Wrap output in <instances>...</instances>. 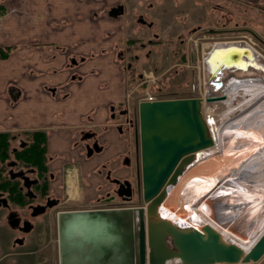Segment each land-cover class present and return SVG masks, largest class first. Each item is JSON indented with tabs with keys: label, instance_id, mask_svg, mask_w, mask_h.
Masks as SVG:
<instances>
[{
	"label": "crops",
	"instance_id": "1",
	"mask_svg": "<svg viewBox=\"0 0 264 264\" xmlns=\"http://www.w3.org/2000/svg\"><path fill=\"white\" fill-rule=\"evenodd\" d=\"M108 1L109 8L80 0H0V51L7 53L0 58V132L53 127L50 153L69 155L76 128L89 118L109 137V161L117 167L127 146L111 111L127 102L131 82L121 54L138 33L133 23L141 0ZM113 8L123 11L111 15ZM11 85L21 94L13 103ZM59 86L57 98L44 90Z\"/></svg>",
	"mask_w": 264,
	"mask_h": 264
},
{
	"label": "flooded vegetation",
	"instance_id": "2",
	"mask_svg": "<svg viewBox=\"0 0 264 264\" xmlns=\"http://www.w3.org/2000/svg\"><path fill=\"white\" fill-rule=\"evenodd\" d=\"M157 1L164 4L163 0ZM187 1L197 5L203 4L205 0ZM222 1L218 4L227 8L241 4L256 10L258 15L255 18L257 20H253L255 24L252 22V26L244 27L242 32H245L243 37L253 43L250 46L262 55L264 53L263 1L258 0L253 4H247L242 0ZM174 7L175 9L170 10L174 16L163 12L165 16H159L157 24L161 20L165 22L167 16L171 17L173 19L170 22L171 25L181 24L180 36L184 35L183 27L188 28L191 23L199 24L192 31L191 36L199 32L204 39H207V35L216 34L232 38L234 34H240L243 29H237V23L234 28L223 26L209 29L204 25L206 21L202 16H194L192 21H189L186 17L187 13L182 15V11L177 10L179 6ZM152 8L154 9L153 5H150V9ZM215 8H222V6L218 5ZM160 10L158 8L157 11L161 12ZM228 13L230 11L226 10L225 18L227 17L225 15L229 16ZM179 18H182V21ZM140 22L145 24L148 21L140 15ZM154 22L152 20L147 24L151 28L154 27ZM173 34L171 30L169 37L172 38ZM157 35L154 34L153 40L148 41L149 45L159 44ZM181 42L183 43L184 40ZM215 43L209 45L210 50ZM141 46L143 49L147 45L141 43ZM255 48L260 49L262 53ZM209 53L210 51L207 52ZM150 55L148 54L147 57ZM135 57L136 60L139 59V56ZM127 63L126 70L131 71L132 64ZM77 65L76 59H72L69 63L72 69ZM144 75L139 74V77L142 78ZM72 76L74 81H81V77ZM13 85L8 91L11 103L17 102L21 97L16 86ZM138 87H131L130 84L125 106L121 110L116 111L113 108L111 111V121L119 120L115 126L124 137L127 146L125 153L116 162V168H113L112 161H109V137L106 134H100L97 126L89 118L85 119L83 125L76 128L75 140L71 143L70 150L73 153L69 152V155L50 153L51 139L49 138L52 133L50 130L55 129L53 127L20 132H0V264H59L58 224L61 214L125 208L138 194L141 153L138 148L137 110L139 103L144 101L143 98L147 95L141 96ZM59 88L63 86L46 87L44 90L53 98H57ZM107 123L104 126L106 131L109 130V121ZM132 137L133 145L130 142ZM58 160L61 161L60 164Z\"/></svg>",
	"mask_w": 264,
	"mask_h": 264
},
{
	"label": "water",
	"instance_id": "3",
	"mask_svg": "<svg viewBox=\"0 0 264 264\" xmlns=\"http://www.w3.org/2000/svg\"><path fill=\"white\" fill-rule=\"evenodd\" d=\"M115 8L111 15H119ZM247 50V49H245ZM239 59L238 56H232ZM238 62V61H237ZM201 98L142 101L138 106L142 207L63 213L59 264H258L264 235L249 251L212 226L199 231L161 213L169 187L213 144Z\"/></svg>",
	"mask_w": 264,
	"mask_h": 264
},
{
	"label": "bare ground",
	"instance_id": "4",
	"mask_svg": "<svg viewBox=\"0 0 264 264\" xmlns=\"http://www.w3.org/2000/svg\"><path fill=\"white\" fill-rule=\"evenodd\" d=\"M212 46L201 108L213 144L195 153L160 209L250 251L264 235V56L239 40Z\"/></svg>",
	"mask_w": 264,
	"mask_h": 264
},
{
	"label": "rangeland",
	"instance_id": "5",
	"mask_svg": "<svg viewBox=\"0 0 264 264\" xmlns=\"http://www.w3.org/2000/svg\"><path fill=\"white\" fill-rule=\"evenodd\" d=\"M163 0L164 4L158 3L157 0H141L139 2V15L142 16L146 21L145 24H141L140 16L136 20V23H133V27H137L138 33L134 34L131 39V48L126 52L124 57H127L128 61L125 63V68L129 64H132L133 69L129 71L128 79L131 82V87H138L141 96L144 94L147 96H154L155 98H160L159 100L164 99H180V98H203L205 97L206 88L208 87L207 81L204 79V72L202 58L210 51L209 45L218 41H231L241 40L253 45L249 39L243 37L245 32H242L246 27L249 28L255 22L253 20L258 15L253 7H246L245 5L238 4L236 6L225 7L222 4V0H205L203 4L194 5V2H188L187 0ZM247 4L256 3L258 0H242ZM262 3L264 4V0ZM80 2H98L99 5H106L109 8L108 0H80ZM101 3V4H100ZM150 5H153L154 9H150ZM175 5H178L177 10L182 11V15H186L189 21H192L193 17L199 15L205 19L204 24L206 28L215 29L217 27H230L234 28L237 25V29L243 28L240 34H234L231 37H224L216 35H207V39L202 38L199 32L191 36L192 31L197 28L199 24L191 23L187 27H183L184 35L180 36L181 33V24L171 25L170 18L167 16V19L160 21L157 24V18L164 14L169 16H174L170 13L172 8L175 9ZM222 6V8H215V6ZM241 5V6H240ZM163 7V8H162ZM107 8V9H108ZM160 8L161 12H158ZM215 8V9H214ZM114 9V8H113ZM224 10V11H223ZM226 10L230 11L229 16L226 18ZM186 11V12H185ZM164 12V14H163ZM160 14V15H159ZM191 14V15H190ZM117 16V15H116ZM165 16V15H164ZM180 17V15H179ZM155 21L154 27H149L147 23ZM182 21V18H179ZM259 20V19H258ZM66 23L62 25H68V20H64ZM144 21V20H143ZM63 23V22H62ZM166 23V24H165ZM203 25V26H204ZM170 27V28H169ZM134 29V28H133ZM132 32V27L130 28ZM173 31L174 34L171 37L170 31ZM259 30V29H258ZM154 34L159 36V44L149 45V40H153ZM179 35V37H174ZM192 41H191V40ZM181 40H184L182 43ZM141 43H145L147 46L142 49ZM157 43V42H156ZM204 43V44H201ZM257 49V48H255ZM261 52L260 49H257ZM151 51V53H149ZM205 52V53H203ZM192 53V55H191ZM262 53V52H261ZM148 54H151L147 57ZM264 55V53H262ZM135 56H139V59L136 60ZM194 57V58H193ZM133 60V61H132ZM145 74L144 77L140 78L139 74ZM166 97V98H165ZM144 100V99H143ZM145 101V100H144ZM131 144H134L133 137L131 139ZM140 147V142H139ZM138 147V148H139ZM140 178V188L137 189V195L126 207H142L145 206L143 200V190L142 182ZM264 259L258 264H262Z\"/></svg>",
	"mask_w": 264,
	"mask_h": 264
},
{
	"label": "built area",
	"instance_id": "6",
	"mask_svg": "<svg viewBox=\"0 0 264 264\" xmlns=\"http://www.w3.org/2000/svg\"><path fill=\"white\" fill-rule=\"evenodd\" d=\"M144 100H146V101H149V102H154V101H157V99L159 100L160 98H155L154 96H145L144 98H143Z\"/></svg>",
	"mask_w": 264,
	"mask_h": 264
},
{
	"label": "trees",
	"instance_id": "7",
	"mask_svg": "<svg viewBox=\"0 0 264 264\" xmlns=\"http://www.w3.org/2000/svg\"><path fill=\"white\" fill-rule=\"evenodd\" d=\"M6 55H7L6 52H2V51H0V58H1V57H5Z\"/></svg>",
	"mask_w": 264,
	"mask_h": 264
}]
</instances>
